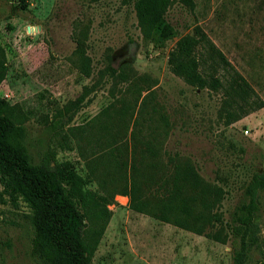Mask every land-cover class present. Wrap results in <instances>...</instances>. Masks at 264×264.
I'll return each mask as SVG.
<instances>
[{"label":"rangeland","instance_id":"obj_1","mask_svg":"<svg viewBox=\"0 0 264 264\" xmlns=\"http://www.w3.org/2000/svg\"><path fill=\"white\" fill-rule=\"evenodd\" d=\"M164 19L174 34L153 44L143 39L131 0H0L6 66L0 95L18 111L22 131L17 139L31 164L53 155L87 180L80 153L87 157L95 148L89 121L111 102L118 105L121 96L131 98L132 81L149 85L151 104L170 118L167 148L192 159L199 174L222 189L216 209L222 224H228L247 199L245 184L264 164V0H173ZM201 34L247 81L246 101L196 89L171 71L169 57L177 41ZM196 52L208 61L207 72L224 73L221 61L213 64L208 58L206 45ZM112 62L117 72L110 77ZM227 101L231 105L225 110H240L229 124L224 113L220 116ZM104 137L128 140L130 129L115 124ZM84 188L103 193L95 180ZM102 207L109 216L93 264L232 263L230 241L137 212L124 194H115ZM85 220L91 227L88 216ZM253 220L254 232L247 237L255 236L256 242L245 264H264V186ZM213 223L211 231L220 224ZM0 264H66L45 242L32 202L7 187L1 173Z\"/></svg>","mask_w":264,"mask_h":264},{"label":"trees","instance_id":"obj_2","mask_svg":"<svg viewBox=\"0 0 264 264\" xmlns=\"http://www.w3.org/2000/svg\"><path fill=\"white\" fill-rule=\"evenodd\" d=\"M131 3L144 40L157 44L174 34L164 19L173 0ZM205 45L211 62L225 65L219 76L207 72L208 61L196 52L197 46ZM169 65L176 76L196 89L222 91L230 101L233 97L246 101L249 96L247 81L204 34L198 39L189 35L180 38L170 52ZM5 72V53L0 44V82ZM107 72L110 77L117 72L112 63ZM143 84L132 81L128 86L131 98L121 96L116 100L118 105L111 102L89 121L96 134L95 148L87 157L80 153L86 159L87 180L58 163L53 155H45L38 165L31 164L17 139L22 131L18 111L0 95V173L4 183L32 202L45 242L64 257L66 264H93L91 257L109 216L101 206L112 201L115 194L128 196L130 208L137 212L223 243L230 241L231 264H245L246 253L256 242L255 236L247 234L255 228L253 218L258 193L264 186V164L245 184L247 199L239 212L223 225L216 209L223 199L222 189L202 177L192 159L167 148L172 134L170 118L162 107L151 104V87ZM230 101L220 113L225 114L226 124L240 113L224 109ZM115 124L125 130L129 127L128 140L105 139L109 126ZM92 180L102 194L84 188ZM86 216L92 224L89 228ZM215 220L220 222L219 227L211 231Z\"/></svg>","mask_w":264,"mask_h":264},{"label":"water","instance_id":"obj_3","mask_svg":"<svg viewBox=\"0 0 264 264\" xmlns=\"http://www.w3.org/2000/svg\"><path fill=\"white\" fill-rule=\"evenodd\" d=\"M112 67L116 69L117 68V64L112 62Z\"/></svg>","mask_w":264,"mask_h":264}]
</instances>
